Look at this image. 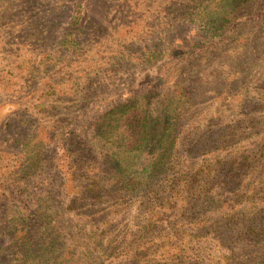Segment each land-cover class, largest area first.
<instances>
[{"label": "rangeland", "instance_id": "rangeland-1", "mask_svg": "<svg viewBox=\"0 0 264 264\" xmlns=\"http://www.w3.org/2000/svg\"><path fill=\"white\" fill-rule=\"evenodd\" d=\"M175 82L191 96L178 131L119 155V171L136 179L93 200L84 193L93 161L79 169L69 153L93 155L94 123L118 104L144 96L155 117ZM82 90L90 96L79 102ZM217 154L250 164L198 209L203 179L190 192L183 174ZM227 194L243 208L241 226L249 211L261 225L264 0H0V264H190L217 254L201 243ZM255 239L247 245L260 256L264 235Z\"/></svg>", "mask_w": 264, "mask_h": 264}, {"label": "trees", "instance_id": "trees-1", "mask_svg": "<svg viewBox=\"0 0 264 264\" xmlns=\"http://www.w3.org/2000/svg\"><path fill=\"white\" fill-rule=\"evenodd\" d=\"M246 1L250 2L252 0ZM78 95L77 100L79 102L86 101L90 96L89 93L83 90L79 92ZM164 100V103L161 102L155 106L156 116L153 118L150 116L151 113L149 109L144 108V106H148V104H145L147 101L146 98L140 96V98H135L129 103H121L112 107L109 115L94 123L95 126L92 130L94 138L92 139L99 141V148H97V143L95 142L93 146L97 149L93 152V155L88 156L83 150L75 148L67 156L69 160L73 161V167L79 169L80 166L81 168L83 167V163H88L89 160L93 161L92 164H86L85 166V170L88 172V183L85 186L86 191L84 188V193L89 195L93 200H98L102 195L100 192L105 191L106 193V187L108 185L109 190L114 188H117L118 192L121 189L129 190L132 184L131 182L136 178L127 175L129 166H124V169L119 171V155L131 154L132 156H137L142 147L149 145L150 149H152L151 147H154L157 143L160 144V142H163L164 133L167 132L169 136H173L174 133L178 131L176 130L177 114L182 111L186 103L191 100V96L180 83L175 82L172 85V89L164 97ZM113 136L116 137L117 141L114 144H109L108 140ZM150 140L151 142L153 141V144H151ZM173 148L174 141L171 140L165 147V155L157 156V161L161 162L160 168L164 166L167 153L168 155L173 153ZM219 156L220 155L217 154L212 159H205V161L200 164L199 168H191L193 171L188 170L183 174L186 177L183 181L187 182V176L191 177V180L186 184L190 192L194 188V182L200 177H202L201 180L203 179L202 190L198 193L196 200L204 198H206V200H202L198 203V209H205L208 203H212L210 201L215 186H217L215 184H218L222 189H229L230 185L234 184L238 171L247 166L245 162L249 161L248 156H243L241 158L244 162L237 161L232 157L219 158ZM177 165L190 168L187 164H183V161L177 162ZM172 167L173 169L176 168L175 165ZM89 168L94 172H89ZM72 175L74 176V172H72ZM132 191L135 190L133 189ZM222 196H224V194H222ZM228 201L229 194H227V198L224 197V199H222V207L224 210L219 213L221 215V221L218 218L219 221L213 226V236H205L201 243L203 246H211L217 249V254L213 256L207 255V257L205 255L204 257L197 256L195 261L190 262V264H228L229 262V264H264V257L262 258L264 250H262L260 256H256L252 251L258 250L259 248L253 249L249 248V245H247V242L255 243V237L260 233L264 235V216L260 219L261 225L256 226L253 223V218L261 213L249 211L250 216H248L251 217L249 224L241 226L239 224V219L243 208L239 209V207L228 206ZM213 211L217 213V210ZM202 225V229L207 227L205 222H203L201 226ZM85 236L90 244L99 248L98 242L100 239L96 230H88ZM15 239H17L16 244H22L23 241H25V233L19 235ZM17 241H19V243ZM234 243L240 246V248H238L240 251L234 252L233 249L230 248ZM252 247H255V245H252ZM205 250L204 248L203 251Z\"/></svg>", "mask_w": 264, "mask_h": 264}]
</instances>
